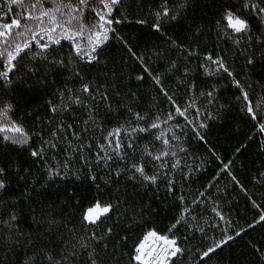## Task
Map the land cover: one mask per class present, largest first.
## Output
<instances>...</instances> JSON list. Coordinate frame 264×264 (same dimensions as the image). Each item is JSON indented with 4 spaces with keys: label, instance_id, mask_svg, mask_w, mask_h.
Segmentation results:
<instances>
[{
    "label": "snow or ice",
    "instance_id": "snow-or-ice-1",
    "mask_svg": "<svg viewBox=\"0 0 264 264\" xmlns=\"http://www.w3.org/2000/svg\"><path fill=\"white\" fill-rule=\"evenodd\" d=\"M212 5L206 22L205 0H160L150 27L164 46L138 51L117 25L147 24L144 0H0V264H239L224 253L264 228V198L211 138L238 103L264 153V105L247 90L264 73V0ZM146 77L155 95L142 108ZM229 80L239 95L221 103ZM30 92L45 94L43 116ZM220 173L255 209L243 226L221 206ZM252 182L264 189V171ZM165 210L175 214L155 226ZM246 246L264 264V239Z\"/></svg>",
    "mask_w": 264,
    "mask_h": 264
},
{
    "label": "trees",
    "instance_id": "trees-1",
    "mask_svg": "<svg viewBox=\"0 0 264 264\" xmlns=\"http://www.w3.org/2000/svg\"><path fill=\"white\" fill-rule=\"evenodd\" d=\"M160 0H144V11L140 12L141 18L148 21L144 25L124 24L117 25V27L126 36L132 38L133 44L136 46L138 51H149L154 50L156 46H164V40L159 38V34L156 33L150 26L152 24L151 11L154 10V6H158ZM206 8L202 13L203 19L207 22L214 19L211 13L214 11L212 0H205ZM180 32V29H172L169 31V35ZM223 47V46H221ZM212 50V44L209 43L208 51ZM217 52L220 51L219 48L216 49ZM109 55L114 56L117 61L124 53L119 47L111 48L108 50ZM126 58V57H125ZM231 60V57H229ZM129 63H132L129 61ZM242 61H237V64H242ZM138 69V66H135ZM152 67L157 69L163 68V61H156L153 59ZM234 71L240 73V78L242 80H247L246 77L242 75L240 68H235ZM264 75L261 71H257L255 76L248 81L252 87L248 88L250 96L253 98L254 107L257 105H264V81L259 78ZM205 79L202 76L197 77V82ZM206 87V85H202ZM221 87V99L220 102L229 101L235 103V97L239 95L237 89L231 86L230 80L222 83ZM141 94L143 95L142 108L151 107L149 100L153 95V87L151 82L145 79L144 85L141 88ZM25 99L29 101L30 107L33 111L37 112L39 115L43 116L45 114V99L46 96L43 92L35 93L30 92L25 96ZM23 113H21V116ZM30 121V118H28ZM255 121H252L249 116L240 111V105L235 103V106L228 111L226 117L225 125L218 129L216 134L211 138V142L214 145L215 152L219 154L222 158L227 161L232 159L234 155H238L239 159L236 160V166L233 168V172L236 174L237 178L244 184L249 193L253 195L257 201L264 198V189H261L259 185H255L252 182V177L260 171H264V153L259 150L260 135L257 132ZM115 125H110L114 127ZM27 127L31 128V123H27ZM155 131V130H154ZM251 135L253 138L248 139ZM240 145H246L242 148V155L235 154L234 149ZM199 155H207L204 147H200L198 150ZM13 156L18 155V153H13ZM26 156V154H25ZM241 162L245 165L241 167ZM219 161H216L214 157L209 160L207 167V172L205 173L206 180L211 179L213 174L218 171ZM220 180L218 188L220 189V194L223 196L221 201V206L225 211L226 215H230L233 221H238L237 226H243L246 221H251L255 209L251 207V203L247 200L245 195L240 192L239 188L235 187L231 181L230 177L226 176L224 173H220ZM205 180V182H206ZM227 186V191H224ZM17 186H13V190H16ZM84 191L83 188L80 189ZM215 193V190H213ZM146 199V197H145ZM175 213L172 210H165L160 213L158 217L153 218L155 220V226L164 227L169 221V217ZM264 233V228L259 226L255 231H250L248 235L238 238L233 245L232 249L225 251L224 256L227 258L229 253L231 254V259L233 261H239V264H255L256 257L246 246V242L249 239L252 240H262L264 237L261 234ZM210 264H215V261H211Z\"/></svg>",
    "mask_w": 264,
    "mask_h": 264
}]
</instances>
